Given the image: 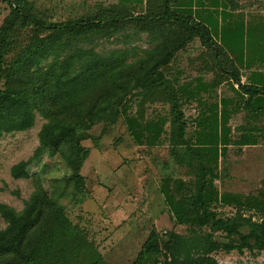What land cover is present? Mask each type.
<instances>
[{
    "label": "trees",
    "instance_id": "1",
    "mask_svg": "<svg viewBox=\"0 0 264 264\" xmlns=\"http://www.w3.org/2000/svg\"><path fill=\"white\" fill-rule=\"evenodd\" d=\"M191 1L122 0L108 7L100 4L77 19L55 21L36 0H5L9 13L0 26V138L31 129L37 115L45 123L33 155L11 168L14 179H32L33 192L20 212L0 203L6 224H0V264H110L100 255L86 259L93 246L70 220L61 199L69 193L77 204L84 202L88 190L81 172L89 150L83 142L93 139L94 131L101 136L120 117L142 147L152 149L166 140L175 164L192 179L186 182L165 173L160 188L176 225L185 226L186 233L160 234L152 227L130 264L158 263L152 258L160 259L158 264H219L213 256L218 251L264 252V220L244 212L264 216V190L244 197L221 193L215 185L220 156L229 145L264 141V124H250L264 118V89L241 84L238 68L213 31L193 17ZM139 9L143 12L135 16ZM129 28L147 34L153 46L139 55L128 50L100 53L92 46ZM196 39L204 49L196 59L202 64L199 79L176 85L177 78L167 77L166 70ZM208 72L210 82L203 80ZM225 81L240 90L236 106L242 102L245 110L244 123L235 129L240 136L231 140V113L222 108L218 115V105L211 104L209 116L196 119L193 141L185 103L198 100L203 106L202 94ZM135 97L140 100L134 116L129 106ZM154 101L169 105L168 117L144 118L143 106ZM46 154L57 156L69 170L54 180L51 192L41 174L30 172ZM218 206L236 212L224 218Z\"/></svg>",
    "mask_w": 264,
    "mask_h": 264
},
{
    "label": "rangeland",
    "instance_id": "2",
    "mask_svg": "<svg viewBox=\"0 0 264 264\" xmlns=\"http://www.w3.org/2000/svg\"><path fill=\"white\" fill-rule=\"evenodd\" d=\"M36 2L40 9L53 18L52 20L65 21L93 13L100 4L108 7L122 0H36ZM142 12L139 9L134 15L137 16ZM8 13L7 2L0 0V26ZM214 16L210 18V24L211 30L217 37L216 16ZM232 37L223 30L224 45L239 43ZM234 37L240 40L238 34ZM220 39L222 44V38ZM92 46L100 53L128 50L133 55H139L144 49L153 45L147 34H137L134 28H129L113 38L96 41ZM239 47V44L235 45V51ZM203 51L199 39H196L166 70L167 77L177 78L176 85H180L186 79L194 77L192 73L199 74L202 64L196 59ZM180 59L183 62H180ZM256 61L264 62V59ZM180 69H183V72L178 76L177 72ZM258 70L260 69L251 68L250 73ZM236 99H239L238 94H235ZM139 100V97L133 98L129 106L131 115L135 116L139 108ZM142 110L144 118L149 120L168 117L170 111L169 105L161 101L147 103ZM196 110L197 107L193 104H187L185 107L188 137H192L193 141L197 136L196 117H194L197 115ZM241 118L233 119L234 127L241 122ZM44 123L45 120L37 115L31 129L0 138V203L12 207L17 212L23 210L25 201L33 192V184L32 179H14L11 168L33 155L39 146L38 134ZM94 132L93 139L83 142L85 148L89 150V156L81 172L86 179L88 195L82 204H77L76 197L73 198L69 193L61 199V202L70 220L82 230L88 243L93 246L92 253L89 250L86 254L87 260L100 255L110 264H130L136 258L142 242L152 227H155L160 234L171 230L180 234L186 233L185 226L176 225L160 188L165 173H172L175 179L186 182L192 179L186 174L185 168L175 164L168 152L169 144L166 140L152 149H148L146 145L142 147L130 135L123 117H120L118 122L101 136L98 131ZM231 138H237V133L234 132ZM226 150V154H223L219 161L220 178L215 182L217 189L221 193L227 192L244 197L258 196L264 190L262 184L264 143L259 147L245 148L241 153L242 149L235 145L228 146ZM30 172L41 174L48 192L52 191L50 186L56 182L54 180L59 181L69 174L67 166L57 156L49 154H46L40 162L33 164ZM216 210L224 218L232 217L236 212L235 208L229 206H218ZM246 211L245 214L252 215L254 220H264L261 213ZM0 224L2 228L6 227L1 217ZM215 238L225 241L220 234H216ZM213 256L219 264H264V252L253 254L245 251L240 254L237 251L230 253L218 251ZM152 259L160 262L158 258Z\"/></svg>",
    "mask_w": 264,
    "mask_h": 264
},
{
    "label": "crops",
    "instance_id": "3",
    "mask_svg": "<svg viewBox=\"0 0 264 264\" xmlns=\"http://www.w3.org/2000/svg\"><path fill=\"white\" fill-rule=\"evenodd\" d=\"M191 2L193 17H195L198 21L205 22L210 29L212 28L210 24V18L214 15L216 16L215 29L217 30V37H215L214 33L213 36L216 39L217 43H220V38H222L221 45L225 49L230 59L234 62L235 66L238 68L241 76V84L256 86L264 89V62L256 61L257 59H264V0H192ZM223 30H225L227 35L233 36L232 38L234 39V41H239V43L237 44H239L240 47L237 49V51H235L234 48V46L237 44L229 43L228 45H224ZM236 34L239 35L240 40L234 37V35ZM183 53L184 52H180L178 55H183ZM180 60V62H183L182 59ZM251 68L255 70L259 68L260 70L254 71L251 74ZM180 71L177 72L178 76H181L183 69H180ZM192 74L194 75V77H191L189 80L186 79L180 85L183 86L184 84L192 82L193 80L199 79L200 73ZM203 77L204 81L210 82L212 73H205L203 74ZM238 92H240V90L238 89V85H236L232 81H225L214 92H210L211 94H202V101L204 102L203 106L199 104L198 100L189 102L183 100V102H186L183 107L185 117L187 113V111H185V107L187 104H193L197 107V110L195 111L197 112V115L194 116L196 117V119L199 115L201 117L209 116L211 107L210 105L217 104L218 115H221L222 108L224 111H229L231 113V117L228 123V127L231 128L232 131L230 135L231 138L232 134L236 132V127L241 126L245 121V110L241 106L237 107L235 105V94H238ZM224 103L226 106L223 107ZM236 117L242 118L241 122L234 127L233 119ZM195 122L197 131V121L195 120ZM250 124L252 126L262 125L264 124V118H257ZM238 136H240V133L237 132V138ZM237 138H231V140L234 141ZM261 143H264V141H262ZM261 143L255 146L239 147L240 149H242L240 153L244 152L245 148L259 147ZM223 154L224 153H222V155L220 156L219 161H221Z\"/></svg>",
    "mask_w": 264,
    "mask_h": 264
}]
</instances>
